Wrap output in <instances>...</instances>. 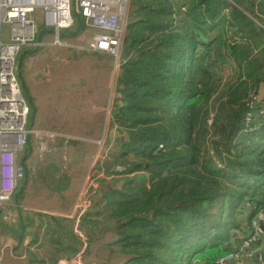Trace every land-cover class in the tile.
<instances>
[{
    "label": "trees",
    "instance_id": "1",
    "mask_svg": "<svg viewBox=\"0 0 264 264\" xmlns=\"http://www.w3.org/2000/svg\"><path fill=\"white\" fill-rule=\"evenodd\" d=\"M181 1L131 0L110 168L135 175L94 200L78 227L90 246L109 237L124 264H211L264 208V0L256 10L243 0H189L185 13ZM146 182L159 195L148 215ZM244 200L248 217L232 238L219 219Z\"/></svg>",
    "mask_w": 264,
    "mask_h": 264
},
{
    "label": "crops",
    "instance_id": "2",
    "mask_svg": "<svg viewBox=\"0 0 264 264\" xmlns=\"http://www.w3.org/2000/svg\"><path fill=\"white\" fill-rule=\"evenodd\" d=\"M226 1L239 7L234 0ZM259 1L243 0L254 10ZM188 4L189 0L179 2L182 13L187 11ZM258 15L264 28V14ZM2 30L3 39H7V26L3 25ZM39 31H42L39 44L26 46L19 54L17 72L27 90L29 126L48 128L58 135L53 138L30 135L17 157L18 164L25 168L24 177L11 200L0 204V224H5L6 228V233L0 234V245L3 244L0 252L7 251L11 258H24L36 264H54L76 256L82 259L83 255L91 253L92 245H88L87 237L78 228L79 223L94 200L109 186L102 185L99 166L95 175L90 173L100 151L107 143L116 144L115 140L121 135L116 126L111 125L112 57L72 47H54L51 29L39 28ZM232 33L236 35L235 30ZM66 36L75 45H85L89 39L79 40L78 33ZM117 96L115 93L112 101ZM61 129L79 136L53 131ZM43 151L46 156L42 159ZM134 175L124 176L132 178ZM122 176L118 177L121 178L118 183L123 181ZM145 190L147 194L142 193V196L146 205L142 213L148 215L157 206L159 195L148 182ZM259 245L264 250V232ZM88 248L91 251L87 253ZM13 249H19V256L12 253ZM241 264L256 262L244 260Z\"/></svg>",
    "mask_w": 264,
    "mask_h": 264
},
{
    "label": "built area",
    "instance_id": "3",
    "mask_svg": "<svg viewBox=\"0 0 264 264\" xmlns=\"http://www.w3.org/2000/svg\"><path fill=\"white\" fill-rule=\"evenodd\" d=\"M130 0H0V204L11 200L12 194L24 177L25 168L17 157L23 151L30 135L53 138L55 132L29 126V105L22 93L17 72V60L26 46H37L40 25L50 28L54 47H72L80 51L110 55L113 68L125 62L123 38L127 28V10ZM78 11L85 27L92 33L85 45L71 44L65 33L76 28L74 12ZM41 14V20L33 16ZM8 28L3 39L2 26ZM252 104V103H251ZM246 122L250 116L245 117ZM161 146V145H160ZM264 208L247 225L245 234L233 249L216 262L226 264L244 260L264 264V250L259 245L264 232ZM54 264H85L79 256L62 259Z\"/></svg>",
    "mask_w": 264,
    "mask_h": 264
},
{
    "label": "rangeland",
    "instance_id": "4",
    "mask_svg": "<svg viewBox=\"0 0 264 264\" xmlns=\"http://www.w3.org/2000/svg\"><path fill=\"white\" fill-rule=\"evenodd\" d=\"M130 14H131V0L129 3L128 10H127V25L130 21ZM33 16L37 19V21L39 23V21L41 20L40 12L35 11ZM67 33H68V31L66 32V34ZM91 33H92L91 29H89L87 27L82 28L78 33L79 40H81V41L86 40L87 38H89ZM127 33H128V29L126 28V33H125L124 38H123V45H124V39H125ZM119 73H120V66H118V68L113 70L112 98L116 93V92H113V90L115 91V85H116L115 80L117 79V76L119 75ZM112 98L110 99V110L112 109V105H111ZM109 119H111L110 115H109ZM43 129H44V131H52V130H49L48 128H43ZM53 131H57V132L59 131L63 134L69 135V136H75V137L79 136L76 133H73L71 131L64 130V129L53 130ZM41 137L44 138L45 135H42ZM38 140L43 141L40 139H38ZM47 149L48 148H45V150H47ZM119 151H120V149H119L118 144L107 143V145H105V147L102 149V151H100V154L98 155L97 164H95L93 166V169L90 173L91 176L95 175L97 173L96 167L99 166V171H98L99 172V178L101 177L103 179L102 185H104V187H106V186H109V187L117 186L119 184L118 181L121 180V178L118 179V177L121 175H123L122 177L126 178L124 176L126 174H118L114 168H112V170H107V168L110 169L111 165H109L107 167L106 165H104L105 162H103V161L109 160L112 164V161H114V157L112 155L115 153H118ZM40 155H43L42 159L46 156L44 151L41 152ZM100 175H102V176H100ZM104 177L106 179H104ZM124 178H123V181H124ZM126 179H128V178H126ZM212 210H213V208H212ZM248 213H249V204H247V202L244 200V201H241L239 206L235 210H233L232 212L223 213L222 216H220V214H218V216H220L219 224L221 226L218 228V230L222 232V231H225L228 229L229 236H231L232 238L236 234L239 235L241 232L240 228H242L243 223L246 221V219L248 217ZM232 222H235L238 225L237 226L232 225L231 224ZM5 233H6L5 224H0V234L4 235ZM108 240H109V237L105 236L104 239H101L100 241L96 242L94 245H92L93 251H91V253H89V254H85V256L83 255V258L81 260L84 263L88 262V261H92L90 264H100V263L101 264H124L123 261L125 260L126 257L121 255L120 253H118L115 250V249H117V246L108 245L107 244ZM0 246H3V244ZM111 249H112V251H111ZM12 253L16 256H19V249L18 250L13 249ZM0 257L2 259L0 261V264H36L35 262L25 261L24 258L21 260L19 258L18 259L11 258L10 254L7 251H3L2 254L0 252ZM90 257H92L93 259L90 260L89 259Z\"/></svg>",
    "mask_w": 264,
    "mask_h": 264
},
{
    "label": "water",
    "instance_id": "5",
    "mask_svg": "<svg viewBox=\"0 0 264 264\" xmlns=\"http://www.w3.org/2000/svg\"><path fill=\"white\" fill-rule=\"evenodd\" d=\"M74 16L76 18V28L74 30L68 32V34L71 36L76 35L81 28V18L79 16V13L77 11H75ZM41 34H42V31H39L38 36H37V40H40ZM129 52L130 51H129L128 45H123V56L128 57ZM263 98H264V81L259 84L258 92H257V100L261 101ZM104 165L109 166V165H111V162L109 160H107V161H105ZM19 191H21V189ZM260 225H261L262 230L264 231V223L262 221H260ZM211 264H220V263L214 261ZM226 264H234V261L230 260Z\"/></svg>",
    "mask_w": 264,
    "mask_h": 264
}]
</instances>
